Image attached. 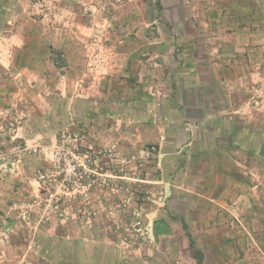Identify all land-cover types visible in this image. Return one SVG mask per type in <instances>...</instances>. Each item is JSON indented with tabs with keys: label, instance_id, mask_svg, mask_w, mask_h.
<instances>
[{
	"label": "crops",
	"instance_id": "1",
	"mask_svg": "<svg viewBox=\"0 0 264 264\" xmlns=\"http://www.w3.org/2000/svg\"><path fill=\"white\" fill-rule=\"evenodd\" d=\"M5 1L0 124L21 118L11 139L28 146L50 142L58 130L81 120L71 107L115 101L149 108L148 98L157 102L158 114L143 113L141 119L155 128L162 122L142 132L146 142L157 139L164 168L166 206L153 220L156 243L125 261L112 250V264H264V191L246 177L249 163L243 159L248 149L259 153L264 145V95L259 105L251 101L264 85V0H159L160 17H152L155 0H124L118 23L126 32L113 35L112 60L106 63L96 59L100 53L82 48L94 24L82 13L91 0H58L62 9L50 18H34V6L25 11L20 0ZM147 27L155 32L148 34ZM169 79L171 98L165 91L162 97L148 92L150 81L163 88ZM184 119L205 125L189 134ZM168 126L177 127L174 142ZM94 135L112 142L108 129ZM9 145L0 134V151ZM41 159L22 155L8 163L13 175L0 177V214L10 203L43 193L33 178ZM16 222L11 218L8 230L0 226V264L24 263V253L9 259V252L22 248L24 235L32 236L35 251H50L46 260L53 264L84 262L69 252L70 245L57 253L51 244L40 247L43 235L79 244L71 228Z\"/></svg>",
	"mask_w": 264,
	"mask_h": 264
},
{
	"label": "rangeland",
	"instance_id": "2",
	"mask_svg": "<svg viewBox=\"0 0 264 264\" xmlns=\"http://www.w3.org/2000/svg\"><path fill=\"white\" fill-rule=\"evenodd\" d=\"M8 2L10 0L5 1V3ZM124 2V0H91L90 3L84 4L82 13L94 24L82 48L100 53L101 56L96 58L100 62L106 63L112 60L113 35L121 31L126 32L125 25L118 23V18L124 17L122 8ZM20 3L23 4L25 11L30 6H34L31 14L34 18L53 17L63 6L58 0H20ZM89 4L93 5V8L88 6ZM159 11V5L156 7L154 4L152 17H160ZM147 32L154 33L155 29L147 27ZM153 79L156 81L155 77ZM169 82L170 79L167 80V84H162V88L158 84H151L150 81L148 92L158 93L162 97L165 91V94L169 95L167 97L171 98L172 88L170 89ZM164 85L167 86V90L164 89ZM263 95L264 85L257 88L251 96L253 104L259 105ZM148 100L149 108H154L153 110L145 105H116L113 104L116 103L115 101L111 103L103 101L104 104L101 105L86 106V104L85 107H71L78 112L81 120L58 130L50 142L31 146L10 138L14 134L15 127L20 125L21 118H16L14 123L0 124V134L6 135L10 141V145L0 151V162L3 163L2 167L0 166V177L8 179L13 175L8 163H17L22 155L38 154L42 158L41 165L35 169L33 178L43 188L41 194L7 205L6 210L0 214L1 229L3 227L8 230L9 221L13 217L17 219L18 227L31 220L37 226L52 225L57 228L64 227V229L69 227L80 235L81 242L77 244L79 248L76 243L61 242L60 237L48 238L45 235L40 237V247L51 244L52 247H57V249L53 248L55 249L53 253H57L63 245H70L69 252H72L78 261L82 257L84 260L82 264H109V261L112 264V250L114 254L119 253L124 261L125 258L128 259V255L135 259L140 257L142 250L151 245L155 246L152 224L166 206V189L164 168L159 162L161 147L156 138L147 142L142 138L143 129L151 125L157 129L162 123L156 122L159 125L155 128V122L141 120L143 113L152 111V114H158L157 102L155 101L154 106L152 100L150 98ZM142 108L146 109L141 111ZM8 115L9 112L3 116L4 119ZM120 117L123 119H118ZM184 120L186 122L182 127L185 126L189 134H194L200 125H205L204 122ZM176 128L175 126L171 130L168 126L165 129V132L168 131L167 135L171 137V142H174V136L171 134H175ZM100 129L112 131L111 143H103L97 139L94 134L99 133ZM62 135L76 136L74 143L82 156L78 159L79 164L75 171L79 173L77 177H81L83 186L67 184L63 180L64 173L59 174L55 182L38 180L40 171L50 170L49 150L59 144ZM226 140L231 143L233 137L229 136ZM257 149H260V154L248 149L243 159L249 163L246 177L255 178V183H259L260 190L264 191V145L258 146ZM73 164L74 162H71V167ZM36 213L38 216H35ZM20 229H26V227ZM14 236L17 237V235ZM24 237L25 240L21 243L17 242L23 244L22 248L9 252V259L18 260L17 255L22 256L24 253L25 260L21 264L54 263V259L46 260L50 251H35L31 242L32 236L24 235ZM17 241L20 242V239ZM30 243L31 247L27 248ZM10 263L18 264L14 260ZM64 264H70V262Z\"/></svg>",
	"mask_w": 264,
	"mask_h": 264
},
{
	"label": "built area",
	"instance_id": "3",
	"mask_svg": "<svg viewBox=\"0 0 264 264\" xmlns=\"http://www.w3.org/2000/svg\"><path fill=\"white\" fill-rule=\"evenodd\" d=\"M75 141L76 136H61L59 144L49 150L48 160L50 163V170L40 171L38 173V180L43 182H55L57 176L64 173L65 177L63 180H65L67 184L71 183V185L83 186L80 180L81 177H77L79 173L75 171L79 164L78 159L82 156V153L78 151L76 143H74ZM18 150L20 149L18 148ZM71 162H74L72 167ZM50 196H52V194H50Z\"/></svg>",
	"mask_w": 264,
	"mask_h": 264
},
{
	"label": "trees",
	"instance_id": "4",
	"mask_svg": "<svg viewBox=\"0 0 264 264\" xmlns=\"http://www.w3.org/2000/svg\"><path fill=\"white\" fill-rule=\"evenodd\" d=\"M154 4H155L156 7H158V5H159V0H155V3H154ZM196 254H197V253H196ZM197 261H198V263L200 262L199 259H198Z\"/></svg>",
	"mask_w": 264,
	"mask_h": 264
}]
</instances>
